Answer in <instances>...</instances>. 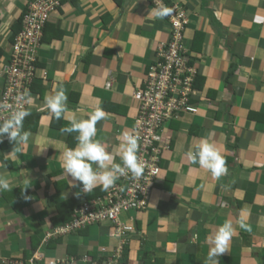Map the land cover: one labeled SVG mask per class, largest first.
<instances>
[{"label": "crops", "instance_id": "crops-1", "mask_svg": "<svg viewBox=\"0 0 264 264\" xmlns=\"http://www.w3.org/2000/svg\"><path fill=\"white\" fill-rule=\"evenodd\" d=\"M31 1L0 0V65L10 56L14 23ZM166 1L180 4L188 17L184 39L197 70L198 111L167 124L174 142V150L165 153L171 160L167 165L179 171L170 185L153 186L151 207L138 216L127 259L139 264L151 249V260L160 258L162 264H205L211 238L230 220L234 235L228 251L216 258L218 264H264V0ZM153 9L148 0H70L51 13L26 108L31 115L24 120L32 136L23 148L7 137L0 142V174L10 181L9 189L0 192V256L29 258L35 230L52 227V205L61 196L87 201L78 182L56 192L57 182L71 180L61 160L69 148V134L62 129L73 117L86 119L102 108L106 119L97 123L96 139L110 151L123 132H131L139 107L134 91L170 35L166 17L156 19ZM60 82L68 110L56 120L43 105ZM203 138L226 160L227 174L219 179L189 159ZM115 162H121L119 156ZM241 216L250 231L239 227ZM109 226L91 227L98 237L90 230L87 236H70L71 245L81 254L109 248L117 242L106 234ZM64 238L53 248L41 244L36 249L45 260L55 257L68 245ZM43 259L39 264H46Z\"/></svg>", "mask_w": 264, "mask_h": 264}, {"label": "built area", "instance_id": "built-area-1", "mask_svg": "<svg viewBox=\"0 0 264 264\" xmlns=\"http://www.w3.org/2000/svg\"><path fill=\"white\" fill-rule=\"evenodd\" d=\"M64 1L70 0H32L28 4L22 17V27L11 44L10 56L0 65V78L5 82L0 103H7L15 108L17 96L27 93L29 98L36 77L37 52L41 46L44 28L51 13ZM148 1L154 8L168 7L172 12L166 16L170 25L169 38L158 46L155 60L149 64L141 86L133 94L139 102L134 134L140 137V152H145L146 147L161 140V132L166 129V123L182 113L195 114L198 111V105L194 101L197 70L194 64L189 63V50L184 39L188 23L187 14L178 3H168L166 0ZM107 86H110V83H107ZM8 115V109L0 108V121ZM147 192L146 184L138 181L129 184L126 190L121 189L119 185L112 186L102 198L90 203L83 201L75 209L69 222L47 231L46 239L77 231L95 221L109 222L114 227V234L131 230L134 227L132 217L123 222L120 221L119 214L122 211L133 212L144 206ZM107 251L104 247L100 248L94 259L85 255L80 259L73 256L46 261L41 251L36 250L35 255L28 261L0 256V264H39L42 263L39 262L41 258L46 264H128L127 256L122 254L121 244L113 248L110 255H106Z\"/></svg>", "mask_w": 264, "mask_h": 264}, {"label": "clouds", "instance_id": "clouds-1", "mask_svg": "<svg viewBox=\"0 0 264 264\" xmlns=\"http://www.w3.org/2000/svg\"><path fill=\"white\" fill-rule=\"evenodd\" d=\"M152 11L156 19H163L171 14L172 9L157 6ZM31 93L32 91H30V97ZM28 99L27 93L17 96L15 100L17 107L15 108L10 104L0 103V108L9 110L7 118L0 121V142L7 137L13 145H18L21 148L28 143L32 133L23 129L25 118L31 115L30 111L24 107L29 101ZM43 107L50 111L56 120H60L64 116V113L68 110V96L62 82L57 84L51 95L45 97ZM136 117L131 126V132H123L118 137L120 141L118 147L111 151L108 149L107 144L96 139V125L106 119V113L102 108H95L86 119L73 117L69 121V126L64 127L62 131L68 134L77 133L75 137L77 143L74 148H68L62 152L61 166L64 174L71 178L70 186H75L73 182H79L82 184V191L85 193H90L94 188L101 187L102 190H105V195L107 190L115 185H119L121 189L126 190L129 184L131 185L135 181L146 184L148 192L145 204L138 209L139 213H142L151 207L150 195L153 186L156 184L170 185L169 183L172 181L174 174L179 171V168L174 164L167 165L171 160L165 157L166 152L174 150V142L168 135L169 130L167 127V124L174 119L166 123V129L161 132L162 138L160 141L146 147L145 152H140V137L134 134ZM48 145L41 148L39 152L45 150ZM188 155L192 163L198 164L216 179L227 174L228 170L224 156L208 138H203ZM116 156H119L120 163L115 162ZM118 179H120V182H117ZM9 187V179L0 174V192L9 189ZM238 223L241 229L250 231L244 216L239 218ZM52 228L54 227L52 226L50 229ZM233 235L234 226L230 220L218 228L211 238L212 247H210L205 258V264H218L216 258L228 251ZM42 245L44 244L42 243ZM36 250L38 251V249H35L29 258L24 257L23 260L28 261L31 259ZM99 251H97V255ZM83 256L85 255L74 257L80 259ZM15 259L21 258L19 256ZM126 261L129 264L127 258Z\"/></svg>", "mask_w": 264, "mask_h": 264}, {"label": "trees", "instance_id": "trees-1", "mask_svg": "<svg viewBox=\"0 0 264 264\" xmlns=\"http://www.w3.org/2000/svg\"><path fill=\"white\" fill-rule=\"evenodd\" d=\"M25 12V10H24ZM24 14V13H23ZM22 17H19L18 20L14 23V26H13V29H12V42H13V39L15 37V35L19 32V30L21 29L22 27ZM2 54V51L0 50V55ZM190 64H192V60L190 59ZM197 78V77H196ZM4 84L5 82H2V87H1V92L4 88ZM194 87L198 88V85H197V80L195 79V82H194ZM33 90V86H31V91ZM1 95V93H0ZM38 116V115H37ZM54 121H56L54 119ZM26 121L23 122V129L25 131H28V130H31L30 127H29V124H25ZM76 134H69L68 136V139H67V146L69 148H73V146L75 145L76 143ZM79 186H82V184H80L78 182ZM70 186V184L68 183L67 180H63V181H59L56 183V192L57 194H61L62 193V190L63 189H67L68 187ZM104 193H105V190H102L101 187H96L94 188L90 193H87L86 196H87V201L88 203H90L91 201L95 200V199H98V198H102L104 196ZM61 199L57 202L54 203V205H52L50 203V205H52V207L54 206V213L53 215H51V224L53 227L55 226H58L60 224H63V223H67L69 222L72 218H73V215L75 213V209L79 207V205L81 204L77 202V200L75 199L74 196H71V195H63L60 197ZM140 214H143V215H146L147 214V210H144L142 213H139L138 210H135L133 212H128V211H122L120 212L119 214V219L120 221H128L131 219L132 217V220H133V224H134V227L131 229V230H126V231H123L122 233H115L114 234V227L109 223V222H106V221H103V222H100V221H95L89 225H86L84 228H81L77 231H74V232H70L66 235H63V236H60V237H53V238H50V239H46V233L48 230H50L49 228L48 229H44V228H38L35 230L33 236H32V240L33 242H31V249H36L39 245H41L42 243L44 244V249L46 248H53L56 246V244H60L63 240V237H66V236H74L75 234H80L82 236H87L89 233L88 230H90V233L92 234L93 233V237H98L99 234L96 235V230L94 231L93 229L91 230V227L93 226H102L103 223H109L110 226L109 228H106L107 230V233L108 236H112L116 242V244H113L112 246H109V248H106V250L108 249L106 255H110L112 253V250L113 248H115L118 244H121L122 245V254L125 255V257L127 256V254H130L131 251L134 250V247L132 245V242L134 240V237L133 235L135 234V232L137 233V227H136V221L139 220L138 219V216H140ZM45 215V213L43 214V216ZM129 215H132V216H129ZM138 222V221H137ZM139 227V226H138ZM98 228V227H97ZM139 232V231H138ZM106 238V237H104ZM46 240V241H44ZM144 240V239H143ZM106 241V240H105ZM113 242V243H115ZM72 243L71 242H68V245L67 247L65 248L64 251H61V252H58L55 257L52 256V258H46V261L49 260V259H53V260H62V259H65V258H70V257H79V256H82V255H87L89 256L90 258L92 257L93 259L97 256V251H96V247H94V250L92 251H88V253L86 252V254H81V253H78L75 251V245H71ZM142 245L143 248H146V245L147 243H143L141 242L140 246ZM95 252H96V255H95ZM145 254H143V259L141 260V262H139V264H162V259L159 260L160 258H155L154 261H152L151 257H153V250L151 249H147L144 251ZM101 256H105V255H101ZM11 258H18L19 256H9ZM21 259H23L24 257L23 256H20ZM150 260V261H148Z\"/></svg>", "mask_w": 264, "mask_h": 264}, {"label": "rangeland", "instance_id": "rangeland-1", "mask_svg": "<svg viewBox=\"0 0 264 264\" xmlns=\"http://www.w3.org/2000/svg\"><path fill=\"white\" fill-rule=\"evenodd\" d=\"M14 239V238H13ZM13 239H11L10 241H12ZM64 240H65V242H73V241H75V239H73V238H71V237H69V236H66L65 238H64ZM14 241V240H13ZM56 245H59V244H56ZM14 250L16 251V250H18L19 248L17 247V244L16 243H14ZM20 251H21V253H22V248L20 249ZM25 251H26V255H28L29 253H30V251L28 250V248H26L25 249ZM24 251V252H25Z\"/></svg>", "mask_w": 264, "mask_h": 264}]
</instances>
